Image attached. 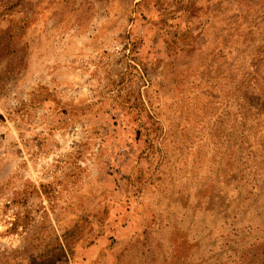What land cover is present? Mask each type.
Returning a JSON list of instances; mask_svg holds the SVG:
<instances>
[{"label":"rangeland","instance_id":"obj_1","mask_svg":"<svg viewBox=\"0 0 264 264\" xmlns=\"http://www.w3.org/2000/svg\"><path fill=\"white\" fill-rule=\"evenodd\" d=\"M0 264H264V0H0Z\"/></svg>","mask_w":264,"mask_h":264}]
</instances>
